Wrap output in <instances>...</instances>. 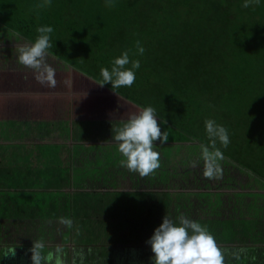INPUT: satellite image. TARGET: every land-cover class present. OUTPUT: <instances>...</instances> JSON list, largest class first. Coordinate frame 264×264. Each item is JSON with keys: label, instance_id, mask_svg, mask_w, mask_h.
<instances>
[{"label": "crops", "instance_id": "crops-1", "mask_svg": "<svg viewBox=\"0 0 264 264\" xmlns=\"http://www.w3.org/2000/svg\"><path fill=\"white\" fill-rule=\"evenodd\" d=\"M9 27L0 20V45L18 46V30L13 36ZM111 27L123 40L119 48L138 59L133 39L127 43ZM15 46L0 50L1 62L9 63L0 70V264H31L37 241L45 257L53 254L50 264L57 255L63 264H151L146 241L164 215L178 222L181 214L206 228H216L218 219L234 225L231 238L212 235L223 264H264L263 181L241 174L243 164L222 150L219 173L206 178L200 145L209 142L185 135L186 106L176 108L177 125L156 109L170 140L156 142L160 167L141 177L121 166L112 134L143 104L111 84L97 85L92 73L78 74L66 47L69 64L46 57L56 87L41 85L17 62ZM240 180L250 186L240 188ZM10 248L15 257L4 258Z\"/></svg>", "mask_w": 264, "mask_h": 264}, {"label": "trees", "instance_id": "trees-1", "mask_svg": "<svg viewBox=\"0 0 264 264\" xmlns=\"http://www.w3.org/2000/svg\"><path fill=\"white\" fill-rule=\"evenodd\" d=\"M152 1H155L153 5L149 3L151 0H111L112 6H107L109 0H71L73 5L82 6L83 14H80L76 7L72 9L67 5L64 8L60 0H51L50 6L44 8L37 7L41 0H34L35 5L31 0H18V3L16 0H0V20L8 27L10 25L11 35L14 36L18 30L15 37L21 39V44L13 45L16 48L34 43L39 35L38 27L51 26L52 47L48 52L61 62L68 63L63 53L65 47L72 49L68 52L70 55L66 54L68 57L78 55L82 60L93 56V60L99 59L98 54L94 55L95 51L107 53L110 50L111 46L106 45L110 40L113 41L115 34L111 35L112 27L108 30L111 32L105 31L106 36L102 34L104 29L101 22L104 20L101 19L105 14L107 17H116L113 20V33H127L125 41L129 43L133 39L135 44L137 41L143 43L144 33H137L136 36L129 31L124 32L126 19L136 23L140 18L152 19L159 31V49L156 54L148 50L150 54L147 59L151 65L148 71L154 76L148 83H169L168 75L171 73L174 78L185 75L193 80L203 74V79L208 82L233 83L240 82V77L245 81L243 67L250 70L253 66H259L264 69V0H260L259 4L252 3L247 8L243 7L245 0ZM147 3L152 12L146 10ZM13 46L0 45V50ZM131 49L136 51L137 47ZM248 51H252L255 56L249 59L246 56ZM156 59H159L158 69L152 67ZM2 62L0 60V70L9 66V63ZM83 64V61L79 63L76 60L74 69L78 74L84 73L90 77L91 72H87ZM206 74L209 79H206ZM261 79L251 76L247 83H253L254 80L256 83H264ZM242 167L240 169L244 170L241 174L258 177L247 165ZM231 181H234V176ZM213 228L207 229L209 231Z\"/></svg>", "mask_w": 264, "mask_h": 264}, {"label": "rangeland", "instance_id": "rangeland-1", "mask_svg": "<svg viewBox=\"0 0 264 264\" xmlns=\"http://www.w3.org/2000/svg\"><path fill=\"white\" fill-rule=\"evenodd\" d=\"M31 1L34 2V0ZM60 2L64 8L70 5L72 9L76 7L78 13L83 14L82 6L73 5L74 3L71 0H60ZM154 2L151 0L149 3L153 5ZM16 3H18V0H16ZM146 10L152 12L148 3L146 4ZM115 19L116 17H107V14H105L101 19L104 20V22H101V27L108 33L109 28L115 24L113 21ZM123 27L125 29L124 32L129 31L132 35L137 36V33H144L143 39L145 40L140 44L144 48V53L138 59L137 57L131 58V54L129 56L131 61L139 60L140 62V67L134 70L136 79L133 85L135 87L132 85L131 87H120L117 89L127 94L135 102H141L144 107L150 106L157 109L162 116L176 125L180 115L177 109L186 106L187 112L183 114L184 119L182 121L184 127H181L186 129L187 134L185 135H190L200 141H208L209 145L210 141L206 133L205 121L212 119L216 124L226 128L230 142L227 147H224L217 140L216 148L222 150L230 158H235L241 164L247 165L248 168L250 167L262 179V187L264 188V83H256L255 80L253 83H247L251 76L253 78L254 76L262 77L261 81H264V69L259 66L257 68L253 66L249 70L242 66L245 81H242L243 78L240 77L241 81H237L238 83L236 81H233V83L208 82L203 79V74L197 75L193 80L185 75L174 78L171 76L172 73H167L169 74V83H148L154 78L148 71L151 66L149 59H147L148 54H150L148 50L156 54L157 49H159L157 36L159 31L153 24L152 19L149 18H140L137 23L126 19ZM105 31H102L104 36H106ZM124 35L127 36V33ZM121 43H123V40H110V43L106 45L111 46L107 53L94 52V55L98 54L100 56L99 59L95 58L93 60L94 56L91 59L84 57L83 60L78 55L69 57L76 59L79 63L83 61L86 71L91 72L94 77L101 80V68L111 70V62L125 52V50L119 48ZM135 47L136 44L133 45V48ZM66 50L68 49L66 48ZM66 53L70 55L68 52ZM248 53L246 56L249 59L255 56L252 51L250 55ZM236 58L237 56H235ZM152 67H155V69L160 67L159 59L155 60ZM126 68H131V64L126 65ZM205 77L209 79L207 74ZM140 85L141 87L139 88ZM187 100H191L188 105L176 104ZM188 123H192V125ZM240 181L241 183L243 182L242 180ZM233 182L230 181L229 183L232 185L234 184ZM241 183L237 186L242 187V189L250 186L249 184L245 185V182ZM214 225L218 229L216 227L215 230H209L211 235L217 233L216 235L220 237L231 238L233 232L236 233L234 225L229 221L222 222L218 219Z\"/></svg>", "mask_w": 264, "mask_h": 264}, {"label": "clouds", "instance_id": "clouds-1", "mask_svg": "<svg viewBox=\"0 0 264 264\" xmlns=\"http://www.w3.org/2000/svg\"><path fill=\"white\" fill-rule=\"evenodd\" d=\"M260 0H245L243 7L250 4H259ZM51 0H42L38 8L48 7ZM107 6L111 5L109 0ZM39 35L34 43L26 44L18 48L17 62L36 75L35 79L41 85L56 87L55 69L47 62L48 49L52 47L50 33L51 26L38 27ZM137 52L142 55L144 48L140 42L136 43ZM111 70L101 68V81L97 85L103 87L111 84L112 89L131 87L136 79L135 69L140 67L139 60L130 61L129 52L125 51L112 62ZM131 64V68L126 65ZM157 111L153 107H145L138 113H131L123 126L115 130L112 140L117 143L118 151L123 157L120 161L122 167L130 172L137 173L141 177L152 174L160 167L159 153L154 150L156 142L165 144L169 139L167 131H161L157 121ZM163 123H167L166 120ZM205 128L210 145L201 144V157L205 162L204 176L214 178L219 173L218 161L223 159V153L216 148L217 140L227 147L229 136L227 129L216 124L212 119L205 121ZM62 223L71 225L70 220L62 219ZM150 245L152 255L149 257L151 264H223V257L218 249L214 237L205 226L188 219L183 214L178 217V222L164 215L162 223L156 227L151 237L146 241ZM44 244L40 241L32 242L31 264H50L53 254L47 257L42 254ZM60 249H57V254ZM16 248H10L4 253V258L15 257ZM55 264H63L59 255L55 258Z\"/></svg>", "mask_w": 264, "mask_h": 264}]
</instances>
